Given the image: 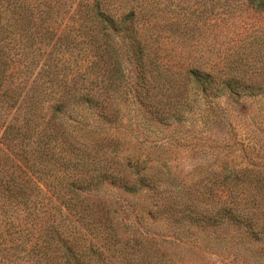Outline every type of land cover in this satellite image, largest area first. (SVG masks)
<instances>
[{
	"label": "rangeland",
	"instance_id": "obj_1",
	"mask_svg": "<svg viewBox=\"0 0 264 264\" xmlns=\"http://www.w3.org/2000/svg\"><path fill=\"white\" fill-rule=\"evenodd\" d=\"M28 1L32 6L42 2ZM113 6L140 12L136 26L143 30L152 66L159 68L156 78H172L175 98L168 116L154 117L137 104L125 82L116 95L114 126L78 104L61 113L75 140L113 139L110 147L117 149L119 163L144 176L134 190L99 185L93 198L104 201L114 228L124 241L130 238L126 248L138 250L142 264H264L263 237L246 242L237 226L219 221L188 227L173 209L175 202L207 196L204 185L215 187L238 175L254 185L264 181V0H113ZM0 12V70L33 78L42 59L18 35L16 15ZM126 54L124 43L121 70L131 81ZM192 67L210 74L212 83L193 82L186 73ZM229 79L232 92L223 81ZM17 100L12 105L0 100V264L34 262L19 239L20 223L26 219L28 225L34 217L10 197L1 179L13 170L12 146L2 141V132L13 120ZM32 196L27 205L36 204L37 213L42 199Z\"/></svg>",
	"mask_w": 264,
	"mask_h": 264
},
{
	"label": "trees",
	"instance_id": "obj_2",
	"mask_svg": "<svg viewBox=\"0 0 264 264\" xmlns=\"http://www.w3.org/2000/svg\"><path fill=\"white\" fill-rule=\"evenodd\" d=\"M112 2L0 3V11L16 15L18 35L30 44L33 55L42 59L33 78L29 73L15 76L0 70V100L12 105L20 98L13 120L2 132V141L12 146L13 170L1 179L10 197L34 217L28 225L23 219L19 229L21 247L32 253L33 264H142L144 259L138 250L126 248L130 238L123 240L104 201L91 194L104 184L108 189L134 190L144 176L119 163L117 149L110 147L113 139L79 142L60 118L70 105L78 104L114 126L119 118L116 95L125 82L145 112L158 118L171 113L175 83L172 78H156L159 68L152 66L153 55L143 41L142 28L136 26L140 12L132 6L116 10L110 7ZM117 34L125 40L131 81H125L121 70L124 43L117 40ZM33 61L32 56L28 64ZM186 73L200 86L212 83L210 74L197 67ZM223 81L229 86L233 82ZM224 177L226 174L222 177L226 180ZM202 189L207 196L175 202L176 218L189 221L188 227L194 223L203 227L216 221L232 223L241 231L240 239H264V181L257 180L254 185L248 176L238 175L227 183L204 185ZM33 194L43 203L37 213L36 204L27 205Z\"/></svg>",
	"mask_w": 264,
	"mask_h": 264
}]
</instances>
